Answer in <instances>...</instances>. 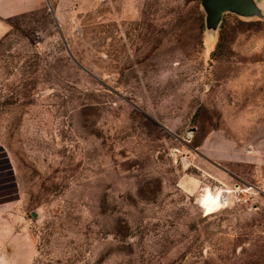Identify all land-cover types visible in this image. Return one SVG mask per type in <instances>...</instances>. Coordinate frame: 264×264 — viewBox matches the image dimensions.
Wrapping results in <instances>:
<instances>
[{"label":"rangeland","instance_id":"1","mask_svg":"<svg viewBox=\"0 0 264 264\" xmlns=\"http://www.w3.org/2000/svg\"><path fill=\"white\" fill-rule=\"evenodd\" d=\"M0 13V264H264V15Z\"/></svg>","mask_w":264,"mask_h":264},{"label":"water","instance_id":"2","mask_svg":"<svg viewBox=\"0 0 264 264\" xmlns=\"http://www.w3.org/2000/svg\"><path fill=\"white\" fill-rule=\"evenodd\" d=\"M201 3L206 12V25L210 29L218 28L228 11L242 16L264 15L258 0H201Z\"/></svg>","mask_w":264,"mask_h":264},{"label":"crops","instance_id":"3","mask_svg":"<svg viewBox=\"0 0 264 264\" xmlns=\"http://www.w3.org/2000/svg\"><path fill=\"white\" fill-rule=\"evenodd\" d=\"M10 27H11V24H10V22H9V20H8V18L4 15V14H2V13H0V39L4 36V35H6V33L10 30ZM2 152V151H1ZM0 152V154H2ZM2 161H1V156H0V174H3V169H2V163H1ZM15 182H14V186H15ZM9 190V189H8ZM17 195V194H16ZM13 197H10L9 199H12ZM8 199V198H7ZM7 199H5V200H7Z\"/></svg>","mask_w":264,"mask_h":264}]
</instances>
